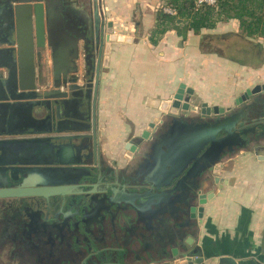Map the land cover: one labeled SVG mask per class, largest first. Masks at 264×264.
Listing matches in <instances>:
<instances>
[{"label":"crops","instance_id":"obj_1","mask_svg":"<svg viewBox=\"0 0 264 264\" xmlns=\"http://www.w3.org/2000/svg\"><path fill=\"white\" fill-rule=\"evenodd\" d=\"M171 1L174 0H99L109 40L104 45L94 112L99 141L106 139L107 148L98 144L97 151L103 153L115 182H119L112 186L121 188L126 183L130 193H144L154 182L167 181L165 171L171 165L160 163L161 154L167 152L165 146L163 152L151 149L157 139L155 131L142 151L126 149L129 141L151 123L158 127L170 120L194 119L192 122L199 123L214 117L200 120L194 112L167 109L182 84L185 91L191 90L185 96L190 97L192 106L199 109L207 103L208 107L233 112L243 108L244 104L237 102L247 89L264 84L263 37L247 36L234 12L218 20L214 28H203L199 33L188 29L181 19L165 26L158 7ZM10 2L0 0V49L12 51L0 59L4 79L8 78L11 58L16 63V85L24 90L34 86L52 90L58 75L63 80L91 71L86 64V44L76 34H82L85 24L91 22L93 0L44 2L45 39L41 46L37 45L34 14L17 13L19 4ZM184 2L180 0V4ZM208 40L227 43V51L209 50L205 45ZM246 54L248 61L244 60ZM79 107L74 113L85 117L79 121L85 125L82 133L91 135V115H85L87 106ZM8 117L6 113V122ZM12 137L28 136L18 132ZM200 182L202 194L207 196V202L200 206L201 218L189 217L179 210L186 208L181 197H189L191 205L195 204L188 190L177 192L178 198L173 201L175 216L166 213L149 219V209L155 210L154 205L142 208L143 221L138 220L132 205L127 211L130 221H122L118 212L115 222L119 236L129 240L126 245L121 239L112 244L110 251L120 257L107 264H182L184 235L186 240L192 239L191 248L198 249L203 257L202 263L193 257L194 264H219V258L224 256L234 258L238 264H264V158L239 148L223 157L216 172L203 176ZM210 194L213 196L209 198ZM132 199L131 204L140 206L137 197ZM119 202L125 206L123 195ZM190 219L195 221L189 224ZM133 229L137 232L132 233ZM105 248L97 245L95 250Z\"/></svg>","mask_w":264,"mask_h":264},{"label":"water","instance_id":"obj_2","mask_svg":"<svg viewBox=\"0 0 264 264\" xmlns=\"http://www.w3.org/2000/svg\"><path fill=\"white\" fill-rule=\"evenodd\" d=\"M6 1L19 4L17 13L26 11L27 14H34L37 45L41 46L45 39L43 3L49 0ZM104 26L105 21L101 15L99 0H93V18L90 23L85 24L82 34L81 32L76 34V37L86 44V64L91 66V71L94 70L93 74L86 70L80 76L72 75L63 80L58 75L52 90L37 89L35 86L24 90L16 85V63L13 58L7 64L8 78L4 79L0 72V124L5 121V114L8 113L7 120L19 121L23 125L20 134L28 136L20 139L17 137L0 139V166L12 172L11 178L17 177L22 180L20 186L1 188L0 199L41 197L48 200L53 196L71 195L74 187L70 184L77 182L79 173L84 171L81 167H74L80 164L74 159L79 151L77 144L84 139L91 138L96 151L98 144L102 149L107 148L106 139L99 141L94 113L100 85L104 45L105 41L109 40ZM11 52V49H0V59L3 54H11ZM76 72L77 69L72 73ZM20 79L22 80L21 77ZM184 87L182 84L168 103L170 105L167 109H170V112L176 109L184 114L194 112L200 120L209 118L211 115H214L215 119L199 123H187L184 119L173 120L171 124L167 123L164 133L161 131L166 122L158 127L155 123H151L140 135L127 143L126 149L131 152L140 151V149L142 151L143 145L152 138V131H155L157 139L153 141L151 149L158 152L161 151L162 146H165L167 152L161 154L160 163L165 166L171 165V169L165 171L167 181L162 184L154 182L153 187L144 193H130L124 183L121 184V188H117L118 184L114 186L110 196L106 194V203L113 202L119 193L128 199H123L126 204H131L129 201L137 197L140 206L131 205L138 213V220H143L142 208L148 207L149 209V205H154L156 209H149L148 218H157L159 214L167 211L165 209L167 206L171 207L174 204L173 201L178 198L177 192L181 190H188L193 194L195 204L190 207L191 217H202L203 209L200 206L207 202V196L202 194L203 183L200 179L216 172L218 164L226 156L227 147L230 150L232 148L231 145L227 146L231 137L243 142L240 147L248 144V138H244V122L249 120V109L253 107L255 97L264 92V84L247 89L237 102L245 104L244 110L233 112L220 107H208L207 103H202L199 109L192 106L190 97L185 96L186 93L190 94L191 90L185 91ZM79 106L82 108L87 106L85 115L87 113L91 115L92 125L88 127V130L92 129L91 135L82 133L85 125L83 126V123L79 121H84L85 117L76 116L74 113L80 108ZM253 115L251 113L249 116L253 117ZM180 123H184L185 128L177 130ZM0 135L3 134L0 133ZM9 135H18V131H11ZM44 149L51 152L53 157L51 161L32 159L41 154ZM232 152L235 151L232 150ZM254 152L259 158H264L262 149L254 150ZM9 157L11 159H8ZM123 181L126 182L124 179ZM109 187L110 184H108ZM211 196L213 194H210L209 198ZM179 210L183 211L181 208ZM121 211L122 221H130L131 215L124 210ZM181 241L183 250L180 256L184 258L182 264H194L193 257H196L195 262L202 263L203 257L198 249L191 248L192 239L182 238ZM173 252L177 253L176 250ZM219 264L238 263L234 258L224 256L219 258Z\"/></svg>","mask_w":264,"mask_h":264},{"label":"flooded vegetation","instance_id":"obj_3","mask_svg":"<svg viewBox=\"0 0 264 264\" xmlns=\"http://www.w3.org/2000/svg\"><path fill=\"white\" fill-rule=\"evenodd\" d=\"M244 108L245 104L242 109ZM249 112V115L251 113L254 115L253 117L248 115L249 120L244 122L243 128L244 138H248V144L240 147L243 142L231 137L227 146L231 145L232 148L230 150L227 147L226 155L239 148L251 151L264 150L262 143L264 141V92L255 97ZM214 119L211 118L210 121ZM193 120L185 121L192 123ZM167 123L171 124L172 121L164 124L162 133L166 130ZM182 127L185 128L184 123H180L177 130ZM22 128L23 125L19 121H2L0 133L3 135H0V139L12 138L9 132H20ZM90 139H84L77 144L79 151L74 159L80 164L74 167H81L84 171L79 173L77 182L70 184L74 187L73 194L66 197L53 196L48 200L41 197L0 199V257L6 252L10 259L18 258L20 264H107L120 257L109 248L117 239H121L125 245L129 239L119 236L115 222L116 214L121 210L129 211L131 204L124 202L125 206L119 205L121 193L113 202L106 203V194L110 196L114 187L111 181L115 179V174L109 168L103 153L89 148ZM32 159L51 161L53 157L51 152L44 149L41 154ZM11 173L0 166V189L22 185V180L17 177L11 178ZM123 179L127 180L122 176ZM115 183L119 184V182ZM108 184H110L109 188ZM123 199L126 198L123 196ZM190 199L189 197L180 199L186 207L181 213L189 217H191L192 202ZM165 209L167 211L159 216L166 213L175 216L176 208L173 205ZM192 220L195 221L190 219L189 224ZM147 221L149 220H144V222ZM136 229H133L132 233L137 232ZM175 237L178 238V236ZM183 238L186 239V235ZM97 245H104L106 248L102 251L95 250Z\"/></svg>","mask_w":264,"mask_h":264},{"label":"trees","instance_id":"obj_4","mask_svg":"<svg viewBox=\"0 0 264 264\" xmlns=\"http://www.w3.org/2000/svg\"><path fill=\"white\" fill-rule=\"evenodd\" d=\"M217 1V8H206L201 12H194L193 0H186L182 4L180 0L171 1L169 4L177 9L178 15L170 16L160 12L161 22L168 26L181 19L188 29L199 33L203 28H214L218 20L224 16H232L231 12H234V16L242 21L247 36L257 35L264 38V0Z\"/></svg>","mask_w":264,"mask_h":264},{"label":"built area","instance_id":"obj_5","mask_svg":"<svg viewBox=\"0 0 264 264\" xmlns=\"http://www.w3.org/2000/svg\"><path fill=\"white\" fill-rule=\"evenodd\" d=\"M193 9L194 12L204 11L206 8H217L218 1L217 0H193ZM159 12L165 13L170 16H177L178 11L176 8L172 7L169 3L161 4L158 7Z\"/></svg>","mask_w":264,"mask_h":264},{"label":"rangeland","instance_id":"obj_6","mask_svg":"<svg viewBox=\"0 0 264 264\" xmlns=\"http://www.w3.org/2000/svg\"><path fill=\"white\" fill-rule=\"evenodd\" d=\"M205 45H207L206 48H209V50H212V51H221V48H225V50L227 51V43H223L221 40H219V42L214 41V40H208L207 44ZM234 47H237V45H235ZM247 49L248 48H246L245 53L247 52ZM248 55L249 54L245 55V58H244L245 61L249 60ZM262 143L264 145V141H262ZM111 182L114 183L115 179H113ZM0 264H20V260L18 258L10 259L9 254L4 252L3 255L0 257Z\"/></svg>","mask_w":264,"mask_h":264}]
</instances>
